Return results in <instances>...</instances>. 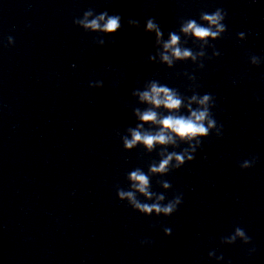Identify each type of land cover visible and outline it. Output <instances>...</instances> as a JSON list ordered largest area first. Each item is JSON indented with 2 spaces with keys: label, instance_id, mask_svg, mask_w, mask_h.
<instances>
[{
  "label": "clouds",
  "instance_id": "1",
  "mask_svg": "<svg viewBox=\"0 0 264 264\" xmlns=\"http://www.w3.org/2000/svg\"><path fill=\"white\" fill-rule=\"evenodd\" d=\"M91 15L90 12H85L84 16L87 17ZM227 13L223 9H216L213 13L209 14L206 12L201 13V19L206 21L207 24L197 23L196 20L190 19L185 22L182 26V31L184 33H192L197 40L203 41L204 44L209 43V37L216 38L221 32L226 30V25L221 23L225 20ZM108 16L107 12L102 13L97 19L88 21L87 19L74 21V23H80L85 28L96 30L101 29L107 33H115V31L122 27L121 17L117 14L108 16L107 21L103 24L102 28L99 21L105 19ZM137 27L139 26L138 21H130ZM215 26L216 30H213ZM156 31L157 37H160L163 33L160 31L158 25L154 22V19H149L147 21L146 31ZM171 39L165 42V50H171L172 55L177 59H185L192 57L195 59L194 53L188 49H181L176 46L180 37L175 33H171ZM8 39H12L9 37ZM216 56L219 52L215 53ZM162 59L169 64L172 60L167 54H162ZM258 58H253V63H256ZM96 87H103L102 82L98 81L95 85ZM133 95H139L140 100L146 101L149 104L159 108L163 106L167 109V115H161L153 108H147L142 113L139 109H136V113L139 115L140 119L145 122L144 124H138L135 128H130L128 131L131 132V138L125 136L123 138V147L126 149H131L138 141L143 142L147 146L149 151L153 150L154 144L160 145H173L174 147H179L177 142V137L179 140L186 143L188 146L184 148L179 153L176 151H168V148L160 149L161 159L158 164L153 161L149 167L148 172L150 173H169L172 170L179 169L186 163L194 160V154L201 146V141L206 138L212 132V129H216V135H221V126H218L215 119L213 118L211 109L215 106V98L211 94H204L200 96L194 94L190 98V102L183 104L184 107L188 109L189 114H181L177 110L181 108L183 103V97L179 95L173 88H169L166 85L158 84L156 81L151 82L150 91L134 92ZM191 101L197 102L199 107L193 108ZM211 101V104L209 103ZM159 117V118H158ZM145 124H156L159 128L156 130H150L145 128ZM144 129V131H140ZM175 161V163H173ZM255 162V158L252 161H244L241 164L242 168H249ZM141 169L136 168L128 173V179L132 181L131 187L136 189L138 192L143 193L147 197L153 195L149 191L150 176ZM165 187L171 186L167 181H162ZM117 196L121 201H125V198L130 202L131 207L134 210H139L140 213H152L155 210L157 213L161 211L165 214H171L177 211V205L182 203V197L177 195L172 201L167 205L161 206L158 203H143L136 198L135 192L125 191L123 189L117 188ZM163 198L162 196L160 197ZM168 231H171L170 229ZM236 235L245 237L247 241L250 242V237L245 235V231L237 227ZM235 239V236L232 237Z\"/></svg>",
  "mask_w": 264,
  "mask_h": 264
}]
</instances>
